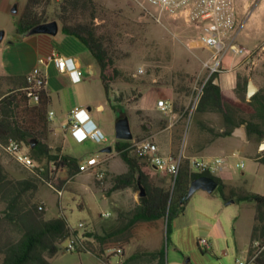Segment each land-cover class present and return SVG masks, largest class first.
<instances>
[{
    "label": "rangeland",
    "instance_id": "1",
    "mask_svg": "<svg viewBox=\"0 0 264 264\" xmlns=\"http://www.w3.org/2000/svg\"><path fill=\"white\" fill-rule=\"evenodd\" d=\"M59 1L44 0L39 12L46 19L54 21L58 12ZM96 1L107 9L108 21L106 24L114 34L113 50L116 56V65L123 72L122 78L111 87V100L130 117L133 130L136 133L139 124L146 126L151 120L161 125L166 122H173L175 124L174 129L176 128V137L180 138L172 154L174 157L185 155L188 158L193 143L213 137L210 133L202 130L200 122L215 130H220L223 127V120L217 114L196 116L201 92L206 81L211 77L209 71L205 69L204 63L211 59L212 51L206 48L188 49L186 41L196 36L195 32L187 30L181 23L167 20L163 24L157 23L142 12L137 0ZM261 1L264 0H241V3L243 9H247L249 13L255 4ZM149 8L153 11L151 7ZM259 11L262 14L264 6ZM15 17L19 19L20 16L15 14ZM97 22L103 21L98 20ZM245 22L237 36L236 44L250 47L245 37L249 28ZM0 25L8 31L9 24L5 20H2ZM257 45L260 48L264 47V42L260 41ZM261 55L264 56V51ZM237 59L238 57L229 53L224 59V66H233ZM94 69L95 74H98L99 68L95 66ZM140 70H143V73L139 74ZM224 78L225 75H221L222 81ZM161 98L173 102L177 115L174 116L173 114L166 117L153 111L152 114H156L154 117L141 118L143 116L138 113V107L149 110L154 100ZM139 100L140 102L137 104ZM122 103H124L123 107H121ZM99 107L104 112L105 118H103L108 121L110 130L113 131L112 135L107 134L110 142H113L116 140L117 120L114 119V114L105 101L100 100ZM221 145H223L222 148ZM103 146V144L90 140L82 145L71 146L68 143V152L78 159L88 158L91 155L103 158L104 154L99 152ZM210 150L224 157L231 156L223 165L227 169L230 185L245 193L264 195V165L257 162L253 156L257 151V143L254 139L251 138L248 141L237 139L235 143H231L229 139L221 138L217 146L211 147ZM234 153H238V157H234ZM0 156L2 163L14 179L37 177L42 181L39 183L36 201L39 205L44 206L46 219L62 216L67 219L71 228L77 230L80 238L83 235L84 238L91 239L92 243H87L83 251L75 253L67 250L71 242L70 239L62 241L59 244L60 251L51 259V264H109L108 260L98 255V253H104L106 235L91 233L86 223H91L95 217L111 220L110 213L115 216V212L102 203L103 194H106L112 187L110 177L106 176V179L101 182L95 174L83 173L78 177H71L67 173L61 175L60 171L56 170V173L52 175V163L44 170L47 175L42 177L38 170L40 168L38 163H36L37 167L33 171L18 162L2 148H0ZM105 163L107 162L104 161ZM242 163H244V167H239L238 164ZM123 166L125 167L124 163L119 159L114 163L115 169H121V167L124 169ZM50 178L54 180L56 187L58 186L55 182L61 185L60 188L65 187L62 198L47 183ZM166 182L168 183L167 188L171 189L173 181L170 176ZM202 192L204 191H198L195 196ZM216 195L219 196V193ZM227 208L233 210V214L228 220L226 214L217 213L212 215L206 225H195L189 228L187 233H183L182 238H185L186 235L189 236L187 239L188 251L184 248V255L178 253L175 260L171 257V264H238L237 261H240L238 259L241 258V254L236 250V247L250 243L257 207L255 203H243L240 207L229 205ZM3 209L4 205L0 204V211ZM118 213L120 216L117 222L119 225L125 224L130 216V211ZM81 222L87 226L85 229L79 227ZM212 233L220 237V247L223 250L217 257L201 251L198 247L199 244L193 240L195 237H200L199 242L201 244L203 240L208 241V235ZM17 236L18 231L13 224L5 221L0 222V237L6 239ZM100 237L104 240H101ZM80 238H76V242L82 245ZM170 238L173 241L174 238L171 235L168 237L166 234L167 264H169V248L171 254L174 255L172 246L168 243ZM229 246L233 251L227 253ZM1 260L2 257L0 256V263ZM110 264L118 263L112 257Z\"/></svg>",
    "mask_w": 264,
    "mask_h": 264
},
{
    "label": "trees",
    "instance_id": "2",
    "mask_svg": "<svg viewBox=\"0 0 264 264\" xmlns=\"http://www.w3.org/2000/svg\"><path fill=\"white\" fill-rule=\"evenodd\" d=\"M44 0H29L23 15L17 23V35L24 36L34 27L50 22L39 12ZM56 19L61 23V31L81 43L94 57L100 69L107 98L111 101L110 90L123 76V72L116 65L113 50L114 34L106 24L107 9L96 0H60ZM98 20L103 22L99 23ZM105 21V22H104ZM220 74L212 75L205 83L202 95L196 109V116L217 114L223 120V131L200 122L203 131L210 133L213 139L232 136L236 128L244 126L248 136L264 139V89L253 96L247 97L250 78L239 74L236 88L225 91L215 80ZM26 79V78H25ZM27 85V79L24 87ZM51 100L46 92H40L37 104H31L30 98L20 90L12 89L0 100V143L6 144L10 139L21 143L27 149L29 156L40 165V175L45 177L44 170L54 162L56 169H66L69 176L80 174L79 160L63 155L58 163L60 151H54L48 144L50 119L49 109ZM116 110L117 107L114 106ZM180 137H175L174 148ZM34 144V148L31 145ZM132 142H119L116 151L128 166V171L113 178L114 189L134 188L140 185L145 188L146 195L141 197V204L131 213L129 222L131 227L139 223L164 220L167 223V235L172 232V222L183 215L191 198L188 190L191 183L199 177H211L218 183L216 193L226 201L235 199L237 202L255 203L257 207L255 232L260 226L264 227V195L257 193L227 191V185L210 172L196 173L190 160H184L180 174L174 187L158 186L151 182L153 168L144 158L137 157L129 150ZM264 165V154L260 156ZM42 165V166H41ZM48 177V176H47ZM37 177L14 179L1 161L0 156V204L4 209L0 211V222L13 224L18 231L16 238L0 237V264H51V259L59 251V244L72 237H79L76 230H72L66 218L62 216L46 219L44 207L41 210L36 201L39 191ZM55 184L60 187L58 182ZM91 235V234H88ZM83 237V235H82ZM104 240V238H101ZM170 244V241L168 242ZM81 252V251H79ZM75 253V252H71ZM99 257L101 254L98 253ZM167 252H139L123 262L134 264L153 263L167 264ZM257 264H264L262 256L256 260Z\"/></svg>",
    "mask_w": 264,
    "mask_h": 264
},
{
    "label": "crops",
    "instance_id": "3",
    "mask_svg": "<svg viewBox=\"0 0 264 264\" xmlns=\"http://www.w3.org/2000/svg\"><path fill=\"white\" fill-rule=\"evenodd\" d=\"M28 1L29 0H0V24L2 20H5L9 24L8 31L3 29L5 27H0L2 28L0 31L5 33L4 39L0 43L1 99L12 89L20 90L24 88V83L26 82L25 78H27V76L33 70H42L45 74V77L47 78L45 90L51 100L49 113H54V117L50 120L48 144L54 151L59 150L60 153L73 158L76 157L68 152V143L72 146L82 145L89 140L94 141L92 139H88L84 142H79L73 137L71 130L68 127L70 114L76 110L85 109L89 115V118L107 138V141L94 142L104 145L101 150L110 145L114 146V151L112 153H103L104 157L99 159L107 162L102 165V169L105 170L106 176L110 177L112 182L111 189L106 194H103L104 200L102 203L103 205L110 207L115 212V216L113 213H110L111 220H105L102 217H95L91 223H86L88 230L91 233H98L99 235H106L107 237L108 242L106 241L103 247L104 253L101 254V257L108 260L109 264L111 263L112 257L117 261L118 264H123L125 260L132 258L136 253L161 252L165 250L167 234L166 221L158 220L147 223H139L132 227L130 225V213L141 204L142 196L140 187L139 190L134 188L117 190L113 188V178L128 171V166L116 151V146L119 142L124 144L128 141L118 140L116 137V140L110 142L107 134L112 135L113 131L112 129L110 130V127L107 123L108 121H105L104 119V112L99 107L100 100H103L108 104L109 109H111L112 113L114 114V119L117 120V122L128 115L119 109L120 106L116 105L112 100L110 101L107 98V94L100 76V69L98 74H95L94 67L97 66L99 68V66L97 65L92 54L77 40L64 35L61 31V24L60 32L57 36L41 34L26 37L17 35V23L19 19L15 17V14H18V17H21L25 11ZM107 2L110 1L108 0ZM15 6H17L16 13L13 12ZM263 6L264 1L258 2L255 4L251 12L248 13L247 9H243V5L241 3V17L243 20H246L245 23L248 24L249 27L245 37L247 42L250 44V47L245 48L254 49L258 47L257 44L260 41L264 42V12L262 14L259 13V9ZM52 52H58L64 57L73 58L79 69L83 72L82 80L80 82H74L69 74H63L59 72L54 63H40L41 58L47 57ZM260 57L261 58H258L256 65L252 64V60L244 61L243 58L238 57V59L234 61L235 64L233 66H224L225 70L218 78L219 85H221L222 89L225 91H233L236 88L239 74L247 75L250 80H253L259 90L264 89V56L262 57L261 55ZM221 75H225L224 81H222ZM140 100L137 102V104L140 102ZM156 103L157 100H154V103L149 110L139 106L137 110L138 113L143 116L141 118L154 117L156 114H152L153 111H156L158 114H162L157 109ZM123 105L124 103L121 104V107H123ZM114 106L117 107L116 110L114 109ZM176 115L177 113L174 112V116ZM174 125L175 124L173 122H166L165 124L161 125L154 120H151V122L146 126L139 124L137 133L134 132L132 127L134 140L131 142L134 143L145 139H152L158 144L161 156H173L172 153L174 150V140L176 137V128L174 129ZM236 129L234 130L232 136L219 137L216 139L206 138L204 141L201 140L195 142V144L193 143L191 150H189L188 158L202 157L211 159L213 157H221L225 158L227 161L231 156L224 157L218 153H213L210 150L211 147H216L221 138L229 139L231 143H235L237 139L241 141H248L252 138L257 143V151L253 156L257 162L261 163L259 159L260 156L264 154V139L259 141L254 136L249 137L248 132L247 138H241L236 135ZM216 131L222 132L223 127ZM222 146L223 145H221V148ZM25 150L27 151V149ZM101 150L99 151L100 153ZM237 155L238 153H234L233 156L238 157ZM91 157L97 156L91 155L88 158ZM88 158L76 159H78L80 162ZM118 159L124 163V169H122V167L121 169L114 168V163ZM226 163L227 162L224 164ZM149 164L153 168L151 182L158 186L167 187L168 183L166 181L168 180L169 175L157 170L150 162ZM223 165L221 170L216 173L215 176L220 178L223 183L227 185L228 192H230V190L242 192L229 184L227 169L224 168ZM60 173L61 175H64L66 173L68 174V171L63 169L60 171ZM78 175L74 177H78ZM216 194V192L214 194H208L204 191L201 194H197L198 196L193 195L186 206L184 214L172 222V232L170 235L174 239L172 241L170 238L169 241L174 251V255L171 254L169 248V264H171V257H173L175 260L178 253H182L184 255L183 251H185V249L188 251L187 239L189 236L186 235L185 238H182V235L183 233H187L189 228H192L195 225H206L212 215L217 213H222V215L226 214V219L228 220V218H230V216L233 214V210H229V208H227L229 205H238L240 207L243 205V203H249L237 202L235 199L226 202L220 196V194L219 196ZM122 211H130V216L125 224L119 225V222H117L120 216L118 212ZM256 216L257 214L255 215V223L253 225L250 243L236 247V250L241 254V258L238 260L245 261L247 264H257L256 261L251 262L250 258L255 253L256 243L264 242V227L260 226L255 232V226L257 225ZM123 234H125V236H122ZM80 239L85 245H87V243H92L91 239L88 240L84 237H81ZM193 240L199 244L198 247L201 251H205L206 253L208 252L213 256L217 257L221 252H223L222 247H220V237L216 236L214 233L208 235V248L200 244V237H195ZM118 246L124 251V256L121 259L117 258L114 254ZM232 251L233 250L229 246V251H227V253ZM261 256L262 260L264 261V252H262ZM128 264L134 263L128 262ZM144 264H158V261Z\"/></svg>",
    "mask_w": 264,
    "mask_h": 264
},
{
    "label": "built area",
    "instance_id": "4",
    "mask_svg": "<svg viewBox=\"0 0 264 264\" xmlns=\"http://www.w3.org/2000/svg\"><path fill=\"white\" fill-rule=\"evenodd\" d=\"M137 2L142 12L153 18L157 23L163 24L165 20L181 23L187 30L196 33V36L186 41V46L190 50L206 48L212 51L211 59L204 63V67L209 71L210 76L224 72V59L229 53L243 58L244 61L252 60V64L256 65L258 58L262 54V51H264V47L249 49L236 44L237 36L246 21L241 17V0H137ZM49 62L54 63L59 72L69 74L74 82L82 80L83 72L79 69L73 58H67L58 52H52L47 57L40 59L41 64ZM138 73H143V70H140ZM26 79L27 85L20 89V91L30 98L31 104H37L40 92L43 89L45 90L47 78L42 70L35 69ZM156 107L167 117L172 116L175 112L174 104L165 99L157 100ZM53 117L54 113H49V119L51 120ZM68 127L73 137L79 142H84L88 139L97 142L107 141L105 135L101 133L89 118L85 109L76 110L70 114ZM0 148L12 155L27 168L34 171L37 167L20 142L10 139L6 144L0 143ZM129 150L135 156L144 158L150 162L157 170L168 174L172 178L173 187L185 159L190 160L194 172H210L214 175L221 170L222 165L226 161L225 158L221 157L206 159L202 157L187 158L185 155L178 157L161 156L158 144L152 139L134 142ZM63 155V153H60L58 163L61 162ZM103 164L104 161L98 157L84 159L79 162V171L80 173L95 174L97 179L103 182L106 179V172L102 169ZM52 165V175L56 173V170H63L56 169L54 162H52ZM238 166L244 167V163ZM47 183L61 198L64 196L65 187H56L54 180L51 178ZM43 207L40 205L39 208L42 210ZM79 227L85 229L86 225L81 222ZM71 229L73 231L76 230ZM76 238L79 237L74 236L70 238L71 242L68 246V251L79 252L85 249V244L82 242V245H79L76 242ZM201 245L208 248L209 242L203 240L201 241ZM255 247V253L250 258L251 262H255L262 252H264V242L256 243ZM114 254L117 258L121 259L124 256V251L121 247H118ZM238 263L247 264L245 261H238Z\"/></svg>",
    "mask_w": 264,
    "mask_h": 264
},
{
    "label": "water",
    "instance_id": "5",
    "mask_svg": "<svg viewBox=\"0 0 264 264\" xmlns=\"http://www.w3.org/2000/svg\"><path fill=\"white\" fill-rule=\"evenodd\" d=\"M13 12H17V6L14 7ZM60 32V23L57 20L50 21L45 24L38 25L28 31L24 36H34V35H50V36H57ZM5 33L0 31V43L3 41ZM216 84H219V79L215 80ZM259 92V88L253 82V80L249 81L248 84V92L247 97L250 100L253 96H255ZM236 135L241 138H247V131L245 127H239L236 129ZM116 137L118 140L123 141H132L134 140V133L132 130L131 120L128 116L120 119L116 124ZM34 144L31 145V148H34ZM114 151V146L110 145L103 150L101 153L109 154ZM157 169V168H156ZM219 187V183L211 177H199L194 180L188 190V197L191 198L195 195L196 192L202 190L207 192L208 194H214ZM141 189V196L144 197L146 195L145 188L140 185Z\"/></svg>",
    "mask_w": 264,
    "mask_h": 264
}]
</instances>
